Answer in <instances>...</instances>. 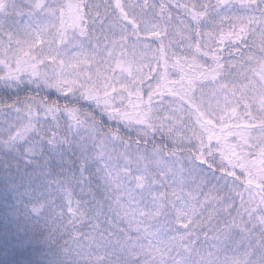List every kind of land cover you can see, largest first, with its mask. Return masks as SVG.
Returning a JSON list of instances; mask_svg holds the SVG:
<instances>
[{
	"label": "snow or ice",
	"instance_id": "obj_1",
	"mask_svg": "<svg viewBox=\"0 0 264 264\" xmlns=\"http://www.w3.org/2000/svg\"><path fill=\"white\" fill-rule=\"evenodd\" d=\"M0 264H264V0H0Z\"/></svg>",
	"mask_w": 264,
	"mask_h": 264
}]
</instances>
